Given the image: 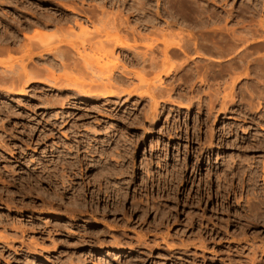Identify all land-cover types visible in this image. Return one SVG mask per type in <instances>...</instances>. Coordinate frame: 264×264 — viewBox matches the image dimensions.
Returning <instances> with one entry per match:
<instances>
[{
    "label": "rangeland",
    "instance_id": "obj_1",
    "mask_svg": "<svg viewBox=\"0 0 264 264\" xmlns=\"http://www.w3.org/2000/svg\"><path fill=\"white\" fill-rule=\"evenodd\" d=\"M22 1L0 0V43L7 37L4 43L11 51L23 45L22 52L15 48L10 55H0L8 66L22 58L28 35L50 45L61 38L55 49L74 53L69 48L72 43L82 56L113 37L109 17L105 19L109 9L101 21L107 31L100 21L96 26L85 23V28L93 30L91 38L86 33V38L77 39L75 34L82 35L80 27L62 25L68 31L74 29L69 35L54 24L55 18L66 17L65 7L80 6L60 3L66 6L56 8L59 14H54L37 5L38 0ZM137 2H143L137 8L139 20L156 19L159 24L156 31L137 26L141 37L129 36L136 42L127 41L134 44V52L119 47L116 51L131 56L148 50L155 53L159 66L162 62L161 66H175L171 79L162 77L164 85L174 90L157 94V104L151 97L140 96L147 87L137 78L132 80L134 85L119 83L121 94L110 98L99 96L100 92L99 97L77 93L64 81L57 84L60 88L29 83L23 94L22 85L20 90L15 88L17 92L0 85V264H264V70L257 69L264 63V0H124L123 17L132 24ZM111 13L109 20L117 18V13ZM37 17L43 27L32 22ZM192 21L194 25H188ZM254 24L259 26L256 35ZM248 28L256 30L252 32L256 38ZM35 30L47 35L37 36ZM181 31L185 39H200L207 33L208 38L224 37L222 43L211 37L223 46L233 32L240 40H235L239 42L235 49L229 43L224 51L221 45L223 52L203 48L201 58L193 51L177 57L172 47L161 53L163 42H178ZM18 33L24 42L6 44ZM239 34L249 37L248 44ZM92 35L97 37L87 39L92 40ZM233 37L230 42L238 38ZM152 43L162 51L150 48ZM94 49L91 55L103 53V48ZM42 54L46 56L35 57L28 70L55 68L60 76L65 72L48 65L44 59L52 60V56ZM103 58L100 64L88 60L93 63L89 72L100 73L94 77L105 76L116 59ZM93 61L106 67L105 73ZM123 62L117 64L116 75L123 66L128 71L141 69ZM229 65L235 66L233 76L221 77ZM4 70L0 66V74ZM43 74L44 79L48 72ZM89 76H78L80 88L89 85L93 78ZM154 76L150 72L145 77L152 83ZM129 86H140L141 92L122 91L130 90Z\"/></svg>",
    "mask_w": 264,
    "mask_h": 264
},
{
    "label": "bare ground",
    "instance_id": "obj_2",
    "mask_svg": "<svg viewBox=\"0 0 264 264\" xmlns=\"http://www.w3.org/2000/svg\"><path fill=\"white\" fill-rule=\"evenodd\" d=\"M136 4V3H135ZM141 4H143V2L142 3H138L137 2V5H136V10H137V8L138 7H140L141 8ZM141 5V6H140ZM66 6V5H65ZM65 6H63V7H65ZM63 7H62V9H63ZM82 6H80L79 8H75V7H73V8H71L70 6L69 7H65L64 9H65V12H63L64 14H66L65 16V18H56V21H55V24H54V26H55V28L56 27H58V28H61V26L62 25H70L71 23V25H76L77 27L76 28H79L80 27V29L82 30H79V31H81L82 33V35H80V32L78 33L79 35H76L75 33L76 32H74L73 34H75V36H76V38L78 39V38H81L84 34H89L91 31H93V30H89L88 28H85V26H84V24L85 23H89V22H85L83 19H84V17L85 16H87L88 14L90 15V13L93 15V16H95L94 18H92V17H90L89 18V20H91V22L89 23V24H93L94 25V23H97V22H99L100 21V23H102L101 21H103V20H105V19H107V17H109V19H110V16H111V12H110V10H109V12H110V14H108L109 12H108V9L106 8V7H99V8H97V9H95L94 8V10H92L91 12L89 11V12H87V11H85V8H81ZM143 8V7H142ZM149 8V7H148ZM182 8V7H181ZM121 9V8H120ZM119 9V11L117 12V14L119 15V18H118V15H117V18H115V19H113L114 17H116V14H114L113 16V20H109L108 19V21H107V25H109L108 27H109V29L111 30V31H113V32H111V34H113V37L110 35V34H108V35H110L109 37H108V39H105V41H107V44H106V42H104V40L102 41V42H104V43H102L101 41L100 42H98L96 45H99V47H96V48H107L106 46H105V44L109 47L110 45H111V48L109 47V49L107 48V50H103L102 49V54H100V56H98V57H96V55H91L92 53H91V51L94 49H92L91 51H90V54H89V51L87 50V53H86V50H84V47H82L81 49L83 50V51H85L84 53L85 54H89V55H86V56H82L79 52L81 51V50H78L79 49V47H78V49H77V46H75L74 44H70V49H72L73 51H74V53H71V51H69V50H65L64 51V49H63V51H60V50H58L57 48L55 49V47L56 46H58L59 44H61L62 43V40H60L61 38H59V40H58V43L56 42V44L55 45H53V43H52V45H50L51 43L49 42V41H46V42H48V43H42V42H38V40H37V42H38V44H39V46H37L35 43H37L36 41H34L35 40V36H32L34 39H32L31 37L29 38V35L27 36V34H25L28 38L27 39H29V42H25V44H24V46H25V51L23 52V56H22V58L15 64V65H17V66H19L18 67V69H16V68H14V66L15 65H7L6 64V62L5 61H3V60H1V58H0V66H4L5 67V70H4V72L2 71V73L0 74V85L2 84L3 86L5 85H7L8 87H10V89H11V92H14V91H16L17 92V90L19 89L18 87L19 86H21V90H20V93H24V86L25 85H27V84H29V83H45V85L46 84H49V85H51L52 87L53 86H56L58 83L60 84V81H64V82H66V86H68L69 88L71 87V88H73V91H75V90H77V91H79V92H77V93H80V92H84L85 93V95L86 94H89L90 96H91V94H92V96H94L93 94H98L99 92L101 93V94H98L99 96L100 95H102L103 97H105V98H110V97H114V96H118L119 94H121V93H119V89L120 88H122V87H120V84L119 83H121V84H125V83H129L130 81L132 82V80H135L136 78L140 81V83L141 84H143L144 86H146L147 87V89H146V91H144V93H142L141 91V93L138 91V87H140V86H135L134 88L132 87V89L130 88V86H129V88H130V90H128V89H126V90H122L123 92H127L128 94H134L135 92H139L140 93V96L142 95V96H148V97H151V99L154 101V102H156L155 104H157V101H156V98H155V96L157 97V94H159L160 96L162 95V93H164V92H171L172 90H174L173 88L174 87H172L171 89H170V87L171 86H169V88H167L168 86H165L164 85V81H163V76H165V77H169L170 78V76L171 75H173L174 73V71H175V66L174 65H171L170 67H165L164 65V62H162V63H160V66H159V64H158V60H157V57L155 56V53H153L152 55H151V53L150 54H148L147 52H148V50H147V52L145 51L144 53L143 52H141V53H139V51H137L138 53H133L131 56H129V55H126V56H124V54H122L121 53V55L118 53L117 54V51H116V48L117 47H119V48H124V49H130L131 51V53H132V49L135 47H132L131 46V44H128L127 43V41H129L128 40V38L130 39V37L131 38H136V36H140L141 37V33H139V31H140V29L139 28H145L146 27V29L147 28H151L153 31L156 29V25L157 24H159V22H157V21H155L154 19H151V20H146V21H142V20H140V22L138 23V24H132V23H129V19L127 20V17L126 18H124L123 17V12H125L126 11V9L124 10H120ZM131 10L133 9V8H130ZM139 9V8H138ZM144 9H145V7H144ZM147 9V8H146ZM143 10V9H142ZM144 11V10H143ZM58 12V11H57ZM131 12V11H130ZM128 13V12H127ZM138 13H140L139 11H138ZM201 13H203V12H201ZM103 14H108V16H105L106 18L104 19V15ZM152 14V13H151ZM186 14V13H185ZM200 14V13H199ZM54 15V14H53ZM91 15V16H92ZM100 15V16H99ZM110 15V16H109ZM48 16V15H47ZM55 16V15H54ZM54 16H53V18H54ZM68 16V17H67ZM230 16V15H229ZM50 17H51V15H50ZM63 17V16H62ZM186 17V16H185ZM52 18V17H51ZM92 18V19H91ZM148 18V17H147ZM58 19V20H57ZM72 19V21H69V20H71ZM145 20V19H144ZM218 20V19H217ZM187 21V20H186ZM197 21H198V19H197ZM53 22V21H52ZM193 22V21H192ZM195 22V21H194ZM194 22H193V24H188V25H194ZM201 22V21H200ZM203 22V21H202ZM45 23H48V22H45ZM54 23V22H53ZM68 23H70V24H68ZM104 23V22H103ZM102 23V24H103ZM170 22L168 21V22H166V24H169ZM172 23V22H171ZM175 23V22H174ZM207 23V22H206ZM99 24V23H98ZM132 24V25H131ZM177 24V23H176ZM205 24V23H204ZM46 25V24H45ZM49 25V24H48ZM53 25V24H52ZM92 25V26H93ZM100 25V24H99ZM104 25H105V23L101 26V27H104ZM140 25H142L143 27H139ZM171 25V24H170ZM195 25L197 26V23H195ZM199 25V24H198ZM208 25V24H207ZM206 25V26H207ZM255 25V24H254ZM253 25V26H254ZM258 25V24H257ZM257 25H255L256 26V28L258 27L259 28V26H257ZM64 26H62V27H64ZM94 26H96V25H94ZM139 28H138V27ZM169 26V25H168ZM173 26V25H172ZM200 26V25H199ZM205 26V25H204ZM226 26V25H225ZM239 26V25H238ZM252 26V25H251ZM262 25L260 24V27H261ZM264 26V25H263ZM263 26L261 27V28H263ZM43 27V26H42ZM74 27V26H73ZM72 27V28H73ZM167 27V26H166ZM171 27V26H170ZM201 27V26H200ZM218 27V26H217ZM227 27V26H226ZM235 27V26H234ZM70 28H71V26H70ZM75 28V27H74ZM96 28H98V27H96ZM105 28V27H104ZM113 28V29H112ZM158 28V27H157ZM220 28V27H219ZM218 28V29H219ZM246 28V27H245ZM249 28H250V26H249ZM249 28H248V31H251V33L250 34H252V32L254 33L256 30L253 28L252 30L250 29L249 30ZM258 28H257V33L255 32L254 34L256 35V34H258ZM61 29H63V28H61ZM60 29V30H61ZM64 29H66L67 30V28L66 27H64ZM63 29V30H64ZM87 29L89 30V32H87ZM98 29H100V28H98ZM107 28H105V30H106ZM159 29V28H158ZM169 29V28H168ZM202 29V28H201ZM204 29V28H203ZM217 29V31H219ZM221 29H225L224 27L222 28H220V30ZM227 29V28H226ZM225 29V30H226ZM230 29V28H229ZM233 29V28H232ZM230 30V31H233V30ZM244 29V28H243ZM37 30V29H36ZM35 30V31H36ZM65 30V31H66ZM71 30H74V29H70L69 31L71 32ZM108 30V29H107ZM106 30V31H107ZM152 30H150L149 29V31L151 32ZM216 30V29H215ZM235 30V29H234ZM246 30V29H245ZM245 30H244V32H245ZM255 30V31H254ZM264 30V29H263ZM68 30L66 31L67 32V34H68V32H69ZM106 31H104V32H106ZM152 31V32H153ZM156 31V30H155ZM157 31H159V30H157ZM217 31H215V33L217 32ZM227 31H229V30H227ZM229 31V32H230ZM37 33H36V35L37 36H45V35H47L46 33L45 34H41L42 32H38V31H36ZM69 32V33H70ZM73 32V31H72ZM71 32V33H72ZM97 32V31H96ZM103 32V31H102ZM126 32V33H125ZM179 32V31H178ZM71 33L69 34V35H71ZM93 33H95V31L93 32ZM98 33V32H97ZM101 33V32H100ZM108 33V32H107ZM118 33H120L123 37H121V35L119 36L118 35ZM136 33H137V35H136ZM162 33V32H161ZM211 33V32H210ZM222 33H224V32H222ZM232 33V32H231ZM86 34V35H87ZM96 34V33H95ZM104 34V33H103ZM160 34V33H159ZM183 35L184 34V32H180V33H178L177 35L178 36H180V35ZM188 34V33H187ZM201 34H203V31H202V33ZM208 34V33H207ZM207 34H203V35H205V37H198V38H200V39H195V38H190L189 36V38L190 39H185V38H183L184 36H182L179 40H178V42L177 41H173L172 40V42H169V43H166L164 40V42L163 43H165V44H163L164 45V49H163V47H162V49H163V51L160 49H158L159 47L157 46V45H155V43L153 44V47H152V45H148V46H150V48H157L161 53H163V54H165V52L169 49L170 51H172L173 49V51H175L174 52V54H177L176 56L178 57V54H179V56H180V54H183V55H187V53H189V52H191V51H193V52H195V54L197 55L196 57H198V58H201L202 56V54L200 53L202 50L201 49H205V50H207L208 51V49L210 50V52H212L211 50H218V51H221L222 50V48H224L223 50L225 51V47L226 46H228V44L230 43V45H229V47H231V49H233L234 48V46L236 45V43H239V42H237V41H239L240 39H239V37L237 36V34H236V36L238 37H236L235 36V32H233V34H232V36L234 35V37L235 38H237V39H234V37H233V41H231V42H233L234 43V45H233V43H231L230 42V40L232 39L231 37H230V39H229V43H226L225 42V44H227L226 46H223V44H220V43H222V42H220L221 40H222V38L224 39V37H222L221 38V40H217L216 38H215V36L213 35H211V37H214L217 41H219L220 43H218V42H215L216 40L214 39V38H211V37H206V35ZM211 34H214V33H211ZM226 34V33H225ZM225 34H224V36H225ZM242 34V33H241ZM244 34H248V32L246 31V33H244ZM248 35V36H251V35ZM254 34H252L253 36H254ZM7 35V34H6ZM24 35V36H25ZM69 35H67L66 37L67 38H69V37H71V36H69ZM91 34H89V36H90ZM101 35V34H100ZM107 35V34H106ZM105 35V36H106ZM145 35H147V34H145ZM149 35H152V34H149ZM161 35V34H160ZM216 35V34H215ZM217 35H219V33H217ZM228 35H230V33L228 34ZM240 35V34H239ZM3 36V35H2ZM1 36V37H2ZM11 36V35H10ZM36 36V37H37ZM43 36V37H44ZM74 36V35H73ZM74 36V37H75ZM85 36V35H84ZM104 36V38H107V37H105ZM130 36V37H129ZM143 37H144V35H142ZM177 36V37H178ZM187 36V35H186ZM196 36V35H195ZM194 36V37H195ZM208 36V35H207ZM220 37H221V32H220V35H219ZM218 36V38H220ZM227 36V35H226ZM87 36H85V38H86ZM92 40L90 39L91 38V36H90V38L88 37L87 39H89L90 41H93L94 40V38H96L97 37V35H95V36H93L92 35ZM99 37V36H98ZM100 37H102V35L100 36ZM187 37V38H188ZM240 37H241V35H240ZM242 37L244 38V36H243V34H242ZM241 37V41L243 42L244 41V44L245 43H247V42H249L246 38H249V37H246L245 39H243ZM255 37V36H254ZM263 37V36H262ZM39 37H37L36 39H38ZM47 38V37H46ZM45 38V39H46ZM75 38V39H76ZM103 38V39H104ZM251 38H252V36H251ZM256 38V37H255ZM260 38V37H259ZM5 39H7V37L6 38H3L2 39V41H1V43H3V45L0 43V55H5V54H7V55H10V53H12L14 50H15V48H14V50H13V47H12V51L10 50V46L9 45H7V47L5 46V43H4V40ZM25 39V38H24ZM33 40V42H31L32 40ZM213 39H214V41H213ZM239 39V40H238ZM264 39V38H263ZM262 39V40H263ZM9 40V39H8ZM26 40V39H25ZM48 40V39H47ZM81 40V39H80ZM83 40V39H82ZM131 40V39H130ZM133 40V39H132ZM131 40V41H132ZM136 40V39H135ZM135 40H133L134 42H136ZM141 40H142V38H141ZM146 40H147V38H146ZM151 40V39H150ZM153 40V39H152ZM155 40V39H154ZM228 40V39H227ZM226 40V41H227ZM235 40H237V41H235ZM19 41H20V39H18V36H15V37H12L11 36V38H10V41L9 42H7L6 44H16V43H19ZM21 41H23V40H21ZM20 41V42H21ZM171 41V40H170ZM224 41V40H223ZM240 41V42H241ZM250 41H251V39H250ZM255 41V40H254ZM260 41V40H259ZM24 42V41H23ZM82 43H84V42H86L85 41V39H84V41H81ZM156 42V41H155ZM176 42V43H175ZM236 42V43H235ZM264 42V41H263ZM263 42L261 43V42H259L260 44L259 45H261V44H263ZM22 43V42H21ZM20 43V44H21ZM34 43V44H33ZM50 43V44H49ZM94 43V42H93ZM99 43H102V44H104V45H102L101 44V46H100V44ZM11 44V45H12ZM19 44V45H20ZM44 45V44H46V45H44V46H41V45ZM47 44H49V45H47ZM68 44V45H69ZM87 44V43H86ZM86 44H84V45H86ZM248 44V43H247ZM80 45V44H79ZM78 45V46H79ZM83 45V44H82ZM83 45V46H84ZM89 45V44H88ZM92 45H95V43L94 44H92ZM157 46V47H155V46ZM221 45H222V48H221ZM9 46V47H8ZM15 46H17V45H15ZM21 46V45H20ZM19 46V47H20ZM90 46V45H89ZM147 46V45H146ZM147 46V47H148ZM261 46H264V45H261ZM19 47H17L16 49H19ZM22 47H23V45H22ZM22 47L20 48V49H22ZM62 47V46H61ZM81 47V46H80ZM86 47V46H85ZM88 47V46H87ZM92 47V46H91ZM137 47V46H136ZM170 47H172L173 49L171 50V48ZM229 47H228V49H229ZM63 48V47H62ZM90 48V47H89ZM95 48V49H96ZM19 49V51H21L22 52V50H20ZM91 49V48H90ZM94 49V50H95ZM98 49H96L97 50V52H98ZM149 49V48H148ZM235 49V48H234ZM77 50H78V52H77ZM155 50V49H154ZM154 50H152L153 52H154ZM215 50V51H216ZM223 50H222V52H223ZM227 50V49H226ZM135 51V50H134ZM133 51V52H134ZM149 51H150V49H149ZM170 51H168V52H170ZM16 52V51H15ZM18 52V51H17ZM45 52H47L48 54H50L51 56H52V60H49V59H44V60H46V62H48V65H50L49 63H51L52 65H50V66H55L56 67V69H60V68H62V71H65V72H61V76H60V74L58 75L55 71V68H54V70H53V68H51L52 70H50L49 69V67H48V69L47 68H40L39 67V65L36 63L35 64V67H36V65H38V67L40 68V69H33L32 67V69L30 70H28V68H29V63H31V62H34V58L35 57H39V55H40V57H42L43 58V56L45 55L46 56V54H42V53H45ZM93 53L95 52V51H92ZM159 52V53H160ZM209 52V51H208ZM96 53V52H95ZM173 53V52H172ZM219 53V52H218ZM221 53V52H220ZM219 53V54H220ZM162 54V55H163ZM194 54V53H193ZM168 55V54H167ZM192 55V54H191ZM49 56V55H48ZM166 56V55H165ZM164 56V57H165ZM170 56V55H169ZM206 57H207V55H205ZM86 57V58H85ZM102 57H104V58H108V59H111L112 57L113 58H116V59H114L116 62L114 63V60H112L111 62H113V63H111L110 65H108V67H107V69L109 68V71L106 69V73H105V68H100V66H97V64H100L99 62H98V60H100V58H102ZM109 57H111V58H109ZM160 57H163V56H160ZM176 57V58H177ZM193 56H191V58H192ZM242 57V56H241ZM240 57V58H241ZM245 56H243V58H244ZM103 58V59H104ZM182 58V57H181ZM239 58V59H240ZM87 59V60H86ZM96 60L98 63L96 64V61L94 62V64H96V65H94V67H96L97 66V68L99 67V69L100 70H103L102 72H104L105 73V76H100V77H94V76H97L96 74H100V73H98L96 70H97V68H96V70H94V71H96V74L94 75L93 74V72L92 73H90L91 72V70L93 71V65H89V64H93L92 63V61L90 62V61H88V60ZM103 59H101L102 61H104ZM168 59V58H167ZM166 58H165V60H167ZM187 59V58H186ZM213 59V58H212ZM245 59H246V57H245ZM80 60H82V62H80ZM125 60V61H127V62H129V64L130 65H139V66H141V69L138 71V69H137V71L136 70H134L133 69V71H128L127 70V68L125 67V66H123V71H122V69H121V71L119 72V74L118 75H116V73H115V71H118V68H117V64L121 61V62H123V61ZM244 60V59H243ZM248 60V59H247ZM255 60V59H254ZM109 61V60H108ZM217 61V60H216ZM253 61V60H252ZM258 61V60H257ZM256 60H255V63H257V64H259L258 62H257ZM261 61H264V60H261ZM260 61V62H261ZM88 62H90V63H88ZM110 62V61H109ZM109 62H107L108 64H109ZM187 62V61H186ZM240 62V61H239ZM242 62V61H241ZM244 62V61H243ZM247 62H249V61H247ZM35 63V62H34ZM124 63V62H123ZM167 63V62H166ZM185 63V62H184ZM246 63V62H245ZM253 63V62H252ZM46 64V63H45ZM44 64V65H45ZM106 64V63H105ZM104 64V65H105ZM161 64H164L163 66H161ZM244 64V63H243ZM248 64V63H247ZM261 64V63H260ZM264 64V63H263ZM263 64H261L262 65V67H259L258 65H255V66H258V70L259 71H263L264 70V68H263ZM103 65V66H104ZM119 65H121V63L119 64ZM125 65V64H124ZM88 66H91V67H89L88 68ZM103 66H101V67H103ZM106 66V65H105ZM230 66V65H229ZM228 66V67H229ZM232 66V65H231ZM231 66L229 67L230 68V70L232 69V71H227L228 69V67L226 68L227 70H224V69H221V70H224V71H227V72H222V71H220V73L222 72L223 74H221V77H223V76H225V75H230L231 74V72L233 73L234 71V69H233V67L235 68V66H232V68H231ZM239 66V65H238ZM34 67V66H33ZM119 67V66H118ZM129 67V66H128ZM240 67V66H239ZM91 68V70H89ZM132 68V67H131ZM134 68V67H133ZM242 68V67H241ZM44 69V70H43ZM130 69V68H129ZM46 70V72H48V74L45 76V78L43 79V78H41V77H43L42 75H44V74H46V73H44L43 74V71H45ZM100 70H99V72H100ZM120 70V69H119ZM180 70V69H179ZM207 70H209L208 68H207ZM90 71V72H89ZM108 71V72H107ZM101 72V73H102ZM150 72H152V74H153V76L154 75H156V76H154V78L156 79V82L155 81H153L152 83H150V82H148L147 81V79H146V74H147V76H148V73H150ZM156 73V74H154V73ZM214 72V71H213ZM215 72H217V71H215ZM256 72H257V70H256ZM104 73H102L101 75H104ZM207 73V72H206ZM219 73V74H220ZM64 74V75H63ZM76 74H78L77 75V77L75 76ZM85 74H86V76H89V74H91V76H93V78H89V79H91V81H90V83H89V85H87V83H86V85L87 86H82L81 88H80V85L78 86V83H77V81H78V79H79V75H80V77L82 76H85ZM88 74V75H87ZM108 74V75H107ZM175 74H176V72H175ZM198 74V73H197ZM218 74V73H217ZM217 74H213V76L214 75H217ZM218 74V75H219ZM235 74V73H234ZM259 74V73H258ZM264 74V73H263ZM107 75V76H106ZM151 75V74H150ZM204 75V74H203ZM217 75V76H218ZM232 75V74H231ZM245 75H247V74H245ZM244 75V76H245ZM248 75H249V73H248ZM75 76V77H74ZM91 76H89V77H91ZM233 76V75H232ZM232 76H230L231 78H232ZM243 76V77H244ZM197 77H199L198 75H197ZM215 77V76H214ZM220 77V76H219ZM226 77V79H227V76H225ZM230 77H228V78H230ZM241 77V76H240ZM95 78V79H94ZM216 78V77H215ZM224 78V77H223ZM222 78V79H223ZM248 78V77H247ZM171 79V78H170ZM177 79V78H176ZM207 79V78H206ZM226 79H224V80H226ZM236 79V78H235ZM232 80V79H231ZM238 80H239V78H238ZM138 81V82H139ZM171 81V80H170ZM169 81V82H170ZM205 80H201V82H204ZM237 81V80H236ZM63 82V83H64ZM130 82V83H131ZM62 83V82H61ZM68 83H71V84H68ZM170 83H172V82H170ZM178 83H179V81H178ZM65 84V83H64ZM118 84H119V86H118ZM132 84L134 85V83L132 82ZM169 84V83H168ZM176 84V83H175ZM204 84V83H203ZM231 84H232V82H231ZM261 84V83H260ZM233 85V84H232ZM58 86V88H60L62 85H57ZM65 86V85H64ZM65 86V87H66ZM123 86H125V85H123ZM142 86V85H141ZM143 86V87H144ZM258 86V85H257ZM50 87V86H49ZM118 87H120L119 89H117ZM126 87H127V84H126ZM262 87V86H261ZM260 86H259V89L261 88ZM15 88H17V90L15 89ZM57 88V89H58ZM68 88V89H69ZM70 88V89H71ZM115 88V90H113ZM75 89V90H74ZM125 89V88H124ZM139 89H141V88H139ZM143 89V88H142ZM141 89V90H142ZM170 89V90H169ZM258 89V90H259ZM250 90V89H249ZM253 90V89H252ZM254 90H256V86L254 87ZM253 90V91H254ZM9 91V90H8ZM121 91V92H122ZM232 91V90H231ZM251 91V90H250ZM250 91L248 92V93H250ZM10 92V91H9ZM15 92V93H16ZM19 92V91H18ZM76 92V91H75ZM137 92V93H138ZM233 92V91H232ZM256 92V91H255ZM258 93H259V95L260 94H263V92L260 90V91H257ZM137 93H136V95H137ZM168 93V94H169ZM252 93V92H251ZM250 93V94H251ZM19 94V93H18ZM81 94V93H80ZM96 94V95H97ZM232 94V93H231ZM234 94V93H233ZM16 95V94H15ZM95 95V96H96ZM97 95V96H98ZM227 95V97L229 98H233V96L231 97V95H229L228 96V93L226 94ZM251 95H253V94H251ZM251 95H249V96H251ZM256 95H258V94H256L255 93V95L254 96H256ZM98 96V97H99ZM101 96V97H102ZM116 96V97H117ZM170 95H168V97H169ZM261 97H262V95H260ZM264 96V95H263ZM227 97H225L224 96V98L226 99ZM253 97V96H252ZM251 97V98H252ZM257 98H259L258 96H256ZM260 97V98H261ZM158 98H159V96H158ZM253 99H254V97H253ZM152 101V102H153ZM258 105H260V104H258ZM261 106V105H260ZM156 107V106H155ZM153 108H154V106H153ZM256 108V107H255ZM258 108H259V106H258ZM251 109H253V108H251ZM155 110H156V108H155ZM154 113V112H153Z\"/></svg>",
    "mask_w": 264,
    "mask_h": 264
},
{
    "label": "flooded vegetation",
    "instance_id": "obj_3",
    "mask_svg": "<svg viewBox=\"0 0 264 264\" xmlns=\"http://www.w3.org/2000/svg\"><path fill=\"white\" fill-rule=\"evenodd\" d=\"M8 2H11V0H8ZM21 2L23 3L22 0H21ZM38 2L40 4L37 3V5H39L42 8H44L43 10L50 11L51 13H54V14H59V13H56L55 12L56 11V8H59L60 7L62 9V6L60 5V3H64V4L72 5V6H75V5H77V6L84 5L82 7L85 8V11H87V12H89V11L91 12L92 10H94V8L97 9L99 7H102V6L103 7H106L107 9L110 10V12H114V13H117L120 8H121L120 10H123L124 9V4H123L124 0H75V1H73V0H71V1L70 0H38ZM42 4H44L46 6L43 7ZM129 5L130 6L133 5V3H131ZM130 6H127V9H129ZM91 15H92L91 13H90V15L88 14L87 16L84 17L83 20L85 22L87 21V22L90 23L91 20H89V18L90 17H92V18L95 17V16H93V15L91 16ZM138 15H139L138 11L135 10L134 14L132 15L133 19L131 20L134 24H138L140 22ZM55 20H56V18H55ZM32 22H34V23H36V24H38L40 26H43L42 23H44L42 20L39 19V17H37V20L32 21ZM23 28H25V26H23ZM53 29H54V27H53ZM10 34H12V33H10ZM14 35L15 36H18V38L21 39L19 37V35H23V34L22 33H18V35L17 34H14Z\"/></svg>",
    "mask_w": 264,
    "mask_h": 264
}]
</instances>
